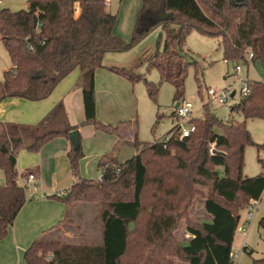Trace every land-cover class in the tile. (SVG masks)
Returning a JSON list of instances; mask_svg holds the SVG:
<instances>
[{
  "label": "trees",
  "instance_id": "obj_1",
  "mask_svg": "<svg viewBox=\"0 0 264 264\" xmlns=\"http://www.w3.org/2000/svg\"><path fill=\"white\" fill-rule=\"evenodd\" d=\"M27 3V10L17 12L0 8V41L13 64L0 81V104L8 98L47 99L78 70L85 120L71 125L61 101L36 125L0 121V169L5 175V185H0V240L8 236L27 201L28 187L18 180L33 173L21 174L12 166L11 157L17 158L21 151L38 153L49 142L66 138L72 141L68 153L71 170L79 177L85 156L80 126L92 125L119 135L127 124L112 126L97 119L95 81L99 69L107 68L131 83L144 80L149 96L156 100L159 86L145 75L105 67L107 54L129 52L160 28L163 34L147 70L157 69L161 79L173 85L176 101L184 99L189 69L198 71L200 67L184 49L194 30L219 39L224 61L246 66L260 62L264 68V0H142L129 42L114 34L117 17L108 11L107 0ZM173 27L178 30L174 32ZM249 53L254 54L251 62ZM250 88L251 93L240 99L232 112L241 113L245 120H264V82L251 80ZM204 110L203 118L191 120L196 130L189 137L179 139L175 127L167 144H143L135 138L137 154L132 159L121 163L116 147L99 162L100 180L79 177L63 196H51L65 206L64 218L26 250V263L175 264L172 259L176 258L187 264H232L241 211L260 198L264 206V162L259 160L263 167L259 175H244L246 148L262 150L263 146L254 142L246 121L225 123L208 105ZM74 132L76 138L71 137ZM218 167L223 168L222 176ZM199 186L207 189L204 209L210 222L189 218L195 199L204 196ZM79 203L100 205L101 243H64L47 237L61 225H73L70 211ZM183 220L190 236L186 244L175 234ZM259 226L264 228V216ZM252 264H264V258L253 259Z\"/></svg>",
  "mask_w": 264,
  "mask_h": 264
},
{
  "label": "rangeland",
  "instance_id": "obj_2",
  "mask_svg": "<svg viewBox=\"0 0 264 264\" xmlns=\"http://www.w3.org/2000/svg\"><path fill=\"white\" fill-rule=\"evenodd\" d=\"M3 2L4 4L0 8L9 9L13 12L28 9L27 0H3ZM107 4L108 11L117 17L119 30L123 35H130L129 40L122 39L129 42L142 0H110ZM177 30L178 27H173L174 32ZM161 34L163 32L158 28L131 51L111 53L113 54L111 55L112 57H108L104 61V65L125 68L137 75H145V78L149 82L159 86L156 100H153L147 92L144 80L131 83L126 78L111 73L116 78L113 84V91L105 94L103 90L101 93H98V90H96L97 119L104 124L112 126H117L121 122H127L126 125L120 128L119 133L124 138L123 140L128 143L124 145L120 153V160L124 162L137 154V149L134 147L135 138L143 144H154L164 140L178 125V120L175 116V107L178 101L175 100L173 85L163 81L157 69L147 70L148 62L153 59L157 51L158 39ZM219 43V39L205 37L196 30L192 31L188 36L184 49L191 52L200 67L198 71L194 67L189 69L184 99L189 104L194 118H203L205 116L204 105H208L210 112L225 123L230 120L241 123L246 121L254 142L264 145V120H245L241 113L232 112V107L240 100V78L248 75L252 80L264 82V68L260 62L250 63L249 66L239 63L242 65L244 73L236 74L235 66L237 64L232 62L225 63ZM162 47L163 45L161 44L160 49ZM11 67L12 62L8 52L0 42V81L4 78V72L11 69ZM259 75H262V78ZM229 86H232L233 90L237 91L236 98L230 99L224 105L210 101L207 94L208 88L223 90ZM79 131L81 145L85 154L81 160L82 162H80L79 177L98 181L102 176V168H98V161L99 159L104 161L106 154L113 151L116 144L114 136L102 131L97 132L98 130L92 125H81ZM56 148V146L49 147L44 151L43 159L46 161V165L47 161L57 151ZM19 154L16 163L17 170L21 174L34 170L33 167L35 166L32 164L34 163L32 160L40 155L27 152V157L24 160L22 159V151ZM172 155H175L174 151ZM260 159L264 160V150H258L255 146H248L246 148V168L244 169L246 176L255 173L254 171L260 167ZM21 160H24V166L22 167ZM47 167L45 166L43 179H40L43 180V183L38 179L37 184L39 188H41L42 184V187L44 185L48 191H52L49 189L53 187L51 186L53 184V177L50 171L46 169ZM257 175L259 174L249 177ZM18 183L21 186L28 187L27 195L34 191L36 187L34 184L28 185L26 178L22 176L19 178ZM0 185H5V175L2 169H0ZM60 187V184L57 185V188ZM198 190L204 196H199L194 201L189 213V218L192 222H203L208 217L204 209V197L206 196L207 189L204 186H199ZM263 216L264 206L262 204L248 235L240 231L237 232L235 247L233 249L234 251H241L237 264H252L253 259L264 258V228L259 226V221ZM70 217L74 222L73 225H61L59 229L48 233L47 237L64 243H101L102 225L99 204L79 203L71 209ZM242 217L244 219L245 215L243 214ZM186 225V220H183L178 231L175 233L176 237L181 241H184L187 236ZM245 245L247 251L243 252ZM252 250L254 252L251 255L249 252ZM22 257L23 254H21ZM172 260L175 264H187L176 258ZM22 262L24 264V260ZM15 264L17 263L15 262Z\"/></svg>",
  "mask_w": 264,
  "mask_h": 264
},
{
  "label": "crops",
  "instance_id": "obj_3",
  "mask_svg": "<svg viewBox=\"0 0 264 264\" xmlns=\"http://www.w3.org/2000/svg\"><path fill=\"white\" fill-rule=\"evenodd\" d=\"M114 34L121 38H124L125 40H129L130 35H123L122 32L119 30L118 23H116V26L114 28ZM111 55L113 54H107L105 56L104 61L108 57H112ZM105 67H115V66L105 65ZM111 73L112 72H110L107 68H101L97 71L95 88L96 90H98V93H101L102 90L103 92H105V94H108L111 91H113V84L116 81L115 80L116 78L114 77V74ZM241 73H244V70H242ZM79 75L80 73L78 70L71 73L57 86V88L47 99H44L42 101L34 102L23 98L5 99L0 104V121L36 125L49 114V112L53 109L54 106H56L59 102L63 101L66 107L70 124L73 126L80 125V123L85 120V112H84V103H83V92L82 89L78 86ZM259 76L262 78V75ZM246 77L249 78L248 75ZM96 114H97V95H96ZM193 118L194 116L192 112V119ZM97 132H99V130ZM113 136H114V142H116L115 147L118 148L117 153H118L119 161L121 163H125L126 161L132 159L135 155L132 158L126 160L125 162L120 160L121 150L124 147V145L128 143L123 140L124 138L121 137L120 134ZM55 146L57 147L56 148L57 151L54 153V155H52L50 160L47 161V165H46V161L43 159V155H44L43 153L49 147H55ZM261 146H263L262 150H264V145ZM71 148H72L71 140L66 138H57L49 142L41 149L40 152L37 153V155L40 156H37V158L35 159L33 158L32 161L34 163L32 164L35 167H33L34 170L32 175L34 176V181L29 182L28 177L26 178V180L28 182V185L34 184L36 187L34 188V191H32L29 195H27V201L23 206V208L21 209V211L19 212L14 225L9 229L8 236L5 239L0 240V264H15V262L17 264H23L22 260H24V264H27L24 259V254L26 250L33 244V242L36 239L41 238L46 232H48V230L54 228L59 224V222L63 220L65 214V206L61 202L51 199L50 197L55 194L65 193L68 189L72 187L74 183L77 182L79 178L73 175L70 162L68 159V153L71 150ZM26 153L27 151H22V159L24 160L25 157H27ZM110 153L111 151L106 155ZM24 160H21V167L24 166ZM100 160L101 159H99L98 161V168H99ZM261 160L264 162L263 159ZM16 163H17V158H16ZM45 166H48L46 169L50 171L53 177V184L51 185L53 187H51L52 189H49L52 191H48V189H46L47 187L46 186L44 187V185L42 187V184H41V188H39L37 184L38 179L39 180L43 179V175L45 173ZM217 170L222 176L223 168L218 167ZM254 172L255 173H251L253 175L251 174L250 175L248 174L247 176L245 174L244 175L245 177H249L262 173L263 172L262 165L260 164V167L257 168ZM40 181L41 183H43L42 182L43 180ZM59 184L61 187L57 188V185ZM243 214L245 215L244 219L242 217ZM240 216L241 219L237 232L240 231L244 233L241 228L244 227L245 223L247 222L246 210L240 213ZM210 221H211V217L208 215L206 220L203 222H210ZM189 240H190V236L187 234L183 242L186 244ZM235 242H236V236L234 239L233 248L235 247ZM244 251H247L246 245L243 247V252ZM252 251L254 252V250ZM21 254H23L22 258H21Z\"/></svg>",
  "mask_w": 264,
  "mask_h": 264
},
{
  "label": "built area",
  "instance_id": "obj_4",
  "mask_svg": "<svg viewBox=\"0 0 264 264\" xmlns=\"http://www.w3.org/2000/svg\"><path fill=\"white\" fill-rule=\"evenodd\" d=\"M107 2H110V0H107ZM4 4L3 0H0V7ZM254 57L253 53L247 54L248 61H252ZM225 63L228 64L227 60H225ZM243 68L241 64H237L235 66V72L236 74H240L242 72ZM250 79L247 77H241L240 83H241V89H240V99L247 97L251 93L250 88ZM207 94L210 99V101L217 102L219 105H224L228 103L230 99H234L237 96V91L233 90L232 86H229L226 89L223 90H217L214 88H208ZM175 116L178 120V127L179 130V139H184L189 137L195 130L196 126L191 122L192 120V111L189 106V104L186 102L185 99H182L178 101L176 107H175ZM186 122V123H185ZM172 136H167L164 140L160 141L165 144H167L171 140ZM29 182L34 181V176L30 175L28 178ZM66 193V192H65ZM65 193L59 194L60 196H63ZM262 205V198L257 200H252L249 207L246 209L247 213V222L245 223L244 227H242V231L245 234H248L254 221L256 220V217L258 215L259 209ZM241 255V251H233L231 255L232 264H237L239 258Z\"/></svg>",
  "mask_w": 264,
  "mask_h": 264
},
{
  "label": "water",
  "instance_id": "obj_5",
  "mask_svg": "<svg viewBox=\"0 0 264 264\" xmlns=\"http://www.w3.org/2000/svg\"><path fill=\"white\" fill-rule=\"evenodd\" d=\"M77 136H78V134L75 132L71 134V137H73V138H76ZM10 159H11L12 166L14 167L16 165V158L11 157Z\"/></svg>",
  "mask_w": 264,
  "mask_h": 264
}]
</instances>
